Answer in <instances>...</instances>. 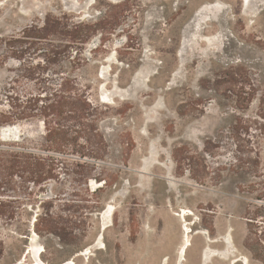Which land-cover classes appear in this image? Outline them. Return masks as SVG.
Returning a JSON list of instances; mask_svg holds the SVG:
<instances>
[{"label": "rangeland", "instance_id": "rangeland-1", "mask_svg": "<svg viewBox=\"0 0 264 264\" xmlns=\"http://www.w3.org/2000/svg\"><path fill=\"white\" fill-rule=\"evenodd\" d=\"M63 15L96 31L81 65L57 37L44 43L66 51L56 66L34 40L16 44L24 66L12 60L2 40ZM38 65L35 77L55 82L75 71L109 148L88 177L0 190V208L21 215L0 219V264H264V0H0V82ZM14 126L15 139L38 132L32 120L0 135ZM55 195L75 222L65 245L33 227Z\"/></svg>", "mask_w": 264, "mask_h": 264}, {"label": "trees", "instance_id": "trees-1", "mask_svg": "<svg viewBox=\"0 0 264 264\" xmlns=\"http://www.w3.org/2000/svg\"><path fill=\"white\" fill-rule=\"evenodd\" d=\"M95 32L83 23H75L63 15L53 19L46 18L42 27L32 25L23 31L20 38L13 37L2 42L14 55L12 60L19 66H24L25 59L22 56L25 50L23 47L17 48L16 44L37 41L43 46L40 50L48 52L43 61L49 67L56 66L61 57L67 55L61 46H55L54 49L44 48L48 45L44 43L52 41L51 37H57L59 41L66 43L65 49L75 54L71 58L77 61V65H81L84 62L82 47ZM36 69L43 68L40 65L29 66L19 70L26 72L27 76L14 72L15 77L10 78L9 82H0V128L25 121L38 122L36 134L20 131L16 140L0 138V190L13 188L15 179H20L24 184L22 188H26L25 184L40 186L56 177H70L71 173L78 177H88L91 171L100 169L99 161L109 148L108 139L99 126L101 109L89 98V92L77 80L75 71H71L67 79L55 82L41 76L35 77ZM46 69L51 71L47 67ZM21 77L34 82L37 86L35 93L24 95L19 92ZM261 118L264 119V116ZM233 134L239 137V128L235 127ZM235 162L234 171L245 169V166H240L245 164L240 157H236ZM73 166H77L80 171L73 170ZM253 170L252 167L247 168V171ZM56 203L63 207L68 206V201L58 195L46 197L41 201L33 227L38 235L53 236L65 245L68 240L74 239L71 230L75 222L64 212H56ZM100 204L96 202L89 209L97 210ZM20 217V213L15 210L0 208V219L6 222L17 221ZM85 219L87 217L83 219L82 215L79 221L85 224Z\"/></svg>", "mask_w": 264, "mask_h": 264}, {"label": "bare ground", "instance_id": "bare-ground-1", "mask_svg": "<svg viewBox=\"0 0 264 264\" xmlns=\"http://www.w3.org/2000/svg\"><path fill=\"white\" fill-rule=\"evenodd\" d=\"M5 129V128H4ZM3 129V130H4ZM4 132V131H3ZM15 131H13V132H11V134H9L8 136H4V134H1V136H2V139H7V140H9L10 138L12 139V140H16L15 139V137H17V134L18 133H16L15 132V134H13ZM183 212V211H182ZM181 212V213H182ZM179 214V217H181V218H184V216H185V212H183L184 214L182 215V214ZM185 229V228H184ZM184 244L182 245V247H181V252H180V254H182V255H184L185 253H186V250H187V248H188V246H189V233L191 232V230H190V228L186 225V230H184ZM34 236L36 237L37 235L34 233ZM38 249V248H37ZM31 253H32V251H31ZM30 253V254H31ZM37 252H35V254H36ZM38 254V253H37ZM35 257V256H34ZM34 259V258H33ZM40 264H45L41 259H40ZM39 263V262H38ZM35 264H36V262H35ZM62 264H68V262H65V263H62Z\"/></svg>", "mask_w": 264, "mask_h": 264}, {"label": "water", "instance_id": "water-1", "mask_svg": "<svg viewBox=\"0 0 264 264\" xmlns=\"http://www.w3.org/2000/svg\"><path fill=\"white\" fill-rule=\"evenodd\" d=\"M4 131V132H3ZM3 131H1V134H4V136H8L9 134H11V132L16 131L17 133H19V128L14 126V127H9V128H5ZM10 136V135H9ZM2 137V136H1Z\"/></svg>", "mask_w": 264, "mask_h": 264}]
</instances>
